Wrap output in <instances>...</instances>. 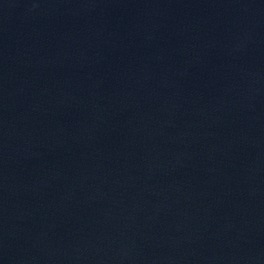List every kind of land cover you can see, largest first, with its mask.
Instances as JSON below:
<instances>
[{
  "label": "water",
  "instance_id": "obj_1",
  "mask_svg": "<svg viewBox=\"0 0 264 264\" xmlns=\"http://www.w3.org/2000/svg\"><path fill=\"white\" fill-rule=\"evenodd\" d=\"M0 264H264V0H0Z\"/></svg>",
  "mask_w": 264,
  "mask_h": 264
}]
</instances>
